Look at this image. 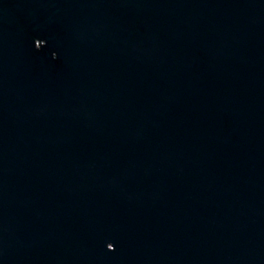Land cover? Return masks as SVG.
I'll list each match as a JSON object with an SVG mask.
<instances>
[{
  "label": "water",
  "instance_id": "obj_1",
  "mask_svg": "<svg viewBox=\"0 0 264 264\" xmlns=\"http://www.w3.org/2000/svg\"><path fill=\"white\" fill-rule=\"evenodd\" d=\"M0 264H264V0H0Z\"/></svg>",
  "mask_w": 264,
  "mask_h": 264
}]
</instances>
